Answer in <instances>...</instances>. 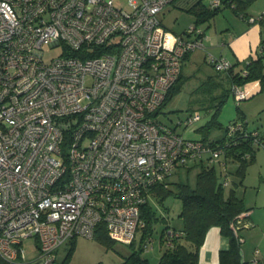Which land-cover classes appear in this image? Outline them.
<instances>
[{"label":"built area","instance_id":"built-area-1","mask_svg":"<svg viewBox=\"0 0 264 264\" xmlns=\"http://www.w3.org/2000/svg\"><path fill=\"white\" fill-rule=\"evenodd\" d=\"M172 1L138 0L128 12L114 0H0V264H55L63 244L93 239L100 224L129 245L153 188L181 168L222 164L221 145L187 139L157 117L185 57L205 48L194 25L186 36L162 25ZM45 45L60 54L46 62ZM205 59L217 72L232 66ZM231 93L246 97L234 85ZM240 128L231 124L227 136ZM253 254L246 264H264Z\"/></svg>","mask_w":264,"mask_h":264},{"label":"trees","instance_id":"trees-1","mask_svg":"<svg viewBox=\"0 0 264 264\" xmlns=\"http://www.w3.org/2000/svg\"><path fill=\"white\" fill-rule=\"evenodd\" d=\"M225 2L238 14H241L248 6V0H226ZM219 11V5L217 7H206L201 2L194 4L187 10L194 18L193 25L195 27L209 23ZM235 67L236 65H232L226 72L231 82V87L234 85L241 88L250 82L257 81L259 83V91L264 92V42H262L261 53L255 58H249L240 70H234ZM218 73L221 74L223 72ZM181 82L182 76L180 73L177 82L169 91L165 103L178 91ZM224 101L225 99L223 98L219 102L215 113L219 111ZM242 121L239 123L241 128L236 129L230 136H227V127L222 138H215L210 142L207 141L210 144L221 145L225 149V159L238 163L235 173L241 178L245 176L247 166L254 161L256 150L264 148V133L258 130H249L245 126L246 123ZM213 123L214 120L202 129L205 134L204 139L207 138L209 126L213 125ZM236 124L238 123H233V125ZM204 139L202 141L206 142ZM169 184L165 188L161 186L153 188L152 195L162 201L168 195L173 194L174 192L169 189ZM175 189L174 194L182 203L179 214L182 220V228L179 230H168L166 228L167 230L165 229L161 232L159 244L164 249L156 264H197L199 248L204 241L206 232L212 226L219 227L222 235L229 240L228 248L220 251V264H246L242 262L240 255V238L242 237L239 231L235 232L234 226L237 225L238 221H245L248 217L247 209L244 207L242 199L235 195L233 189H230L227 195L225 194V189L219 181L215 166L200 164V171L197 174L195 186L192 188L188 184L177 183ZM244 213L246 215L240 217ZM141 218L144 222V227L141 229L140 240L136 242L135 239L129 245H124L128 249V254L123 256V260L118 264H151L143 253L148 239L152 237L153 221L156 220L155 214L148 203L141 207ZM93 239L105 249H113L116 244L108 237L103 224L98 226ZM73 251L74 242L72 239L64 258V263L69 261Z\"/></svg>","mask_w":264,"mask_h":264},{"label":"rangeland","instance_id":"rangeland-1","mask_svg":"<svg viewBox=\"0 0 264 264\" xmlns=\"http://www.w3.org/2000/svg\"><path fill=\"white\" fill-rule=\"evenodd\" d=\"M114 2L128 12L133 11L138 5V0H114ZM163 24L169 30L182 34L183 30L187 31L191 26L190 16L176 10L166 12ZM44 49L46 62L58 56L61 52L59 47L49 48V46L45 45ZM215 57L218 58L217 56ZM192 62H194V65ZM183 74L184 77L178 91L165 103L157 115L163 124L174 128L177 133L187 139L202 140L205 138L202 129L214 120L213 125L209 126L207 138L204 139L206 143L215 138H222L225 135V128L235 122L240 123L242 120V122L246 123L245 126L249 130H258L264 133V92H260L258 89L253 95L237 102L230 91L231 82L223 75L226 73L217 74L200 52H196L192 60L186 64ZM223 98L225 101L220 106L219 111L215 113V109ZM194 112L199 113L200 120L187 127H184L183 124L178 125L180 121H184L188 114H193ZM255 155L254 161L247 166L243 178L235 173L238 166L236 161L222 158V164L214 165L220 182L226 176L228 177L229 185L224 187L226 195L230 189H233L237 197L241 199L246 197V200L252 201L253 194L255 195L258 192L257 188L260 185H264V148H258ZM204 158L206 159L207 156ZM199 171L200 165H194L190 169L181 168L173 172L168 177L169 189L175 193V185L177 183L188 184L193 188ZM174 193L168 195L162 201L153 195L148 199V205L154 212L156 220L153 221L151 243L148 245V249L143 252L147 258H151L152 253H147L151 247L155 250L160 248L159 240L163 230L166 228L168 230H179L182 228V220L179 217L182 203ZM141 233L142 230L137 232L136 242L140 240ZM34 245V238H29L23 242L27 261L35 259L36 251L34 250ZM64 246L68 250L69 246ZM124 249L126 250L127 247L119 243H116L113 249H105L108 253L104 258L105 264H114L113 260L119 262L121 260L120 253ZM58 260L60 261L61 258Z\"/></svg>","mask_w":264,"mask_h":264},{"label":"crops","instance_id":"crops-1","mask_svg":"<svg viewBox=\"0 0 264 264\" xmlns=\"http://www.w3.org/2000/svg\"><path fill=\"white\" fill-rule=\"evenodd\" d=\"M213 1L215 0H174L160 14L161 23L165 27L163 24L164 14L176 10L188 14L190 23L193 25L194 18L187 10L198 2L206 7H212ZM219 1L220 11L218 14L209 23L197 26L206 38L205 48L194 50L186 56L181 70L182 78L184 77L183 69L192 60L196 52H200L203 58L206 57L207 53L221 57L232 65H236L234 70L237 71L244 67L249 58H255L261 53L262 42H264V0H248V6L241 14L228 6L226 0ZM258 17L261 18L256 22L251 23L248 21L249 18ZM171 32L186 36V30H183L182 34ZM192 63L194 65V62ZM223 75L228 78L226 74ZM258 89L259 83L257 81L241 87V90L245 93V99L253 95ZM257 191L255 195L253 194L252 201L246 200V197L242 199L248 214L244 226L239 230V234L243 239L240 243V255L244 263L249 262L256 249L259 251L258 258L264 263V185H260ZM73 242L74 251L69 261L63 262L67 253V247L64 245L69 246L71 240L57 250L56 264H105L104 258L108 253L96 240L76 237ZM159 246L158 250L151 247L150 251L147 252L152 253L151 258H148L151 264H156L163 252L164 247L160 244ZM228 246L229 240L222 235L220 228L217 226L210 227L199 248L197 264H220V251L226 250ZM62 250L64 253L61 254ZM126 254H128V250H122L120 253L121 260L119 262L113 260V263H120ZM59 258H61L60 261Z\"/></svg>","mask_w":264,"mask_h":264}]
</instances>
